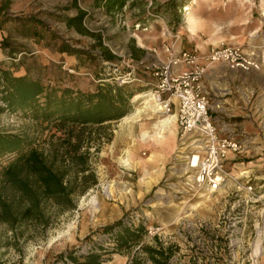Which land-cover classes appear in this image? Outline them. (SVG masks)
Listing matches in <instances>:
<instances>
[{
    "label": "rangeland",
    "instance_id": "rangeland-1",
    "mask_svg": "<svg viewBox=\"0 0 264 264\" xmlns=\"http://www.w3.org/2000/svg\"><path fill=\"white\" fill-rule=\"evenodd\" d=\"M191 8L201 12L213 27L212 33L220 37L205 50L219 43L238 44L261 58V69L252 71L264 68V0H126L117 13L107 12L102 0H0V69L13 75L27 74L41 84L82 91L95 90L106 75L116 81L131 68L137 77L122 82L134 95L128 98L125 116L91 125L59 118L37 119L29 109L25 113L7 110L0 85V132L24 138L22 150H41L47 164L62 174L73 203L64 207L39 196L37 204L29 205L30 193L23 194L2 174L16 152L1 155L0 264H53L63 252L103 226L95 225L102 216L123 208L129 194V185L123 182L130 176L127 146L139 130H146L140 125L167 115L146 92L153 89L146 83L151 78L143 65L160 60L150 54L131 58L123 48L129 42L136 44L139 33L152 41L158 38L154 33H159L161 46L179 35L176 44L183 48L181 31L189 18L191 28ZM227 8H239L238 20L229 18ZM78 11L84 12L81 31L76 22L65 21ZM235 28H239V40L228 34ZM249 32L252 37L247 36ZM66 46L77 51L64 50ZM102 47L119 60H103ZM263 76L252 80H262ZM104 150L106 154L101 153ZM173 161L160 180L139 201L122 210L121 216L129 208L140 207L151 223L165 227L167 239L177 245L169 264H264V172L248 178L255 186V195L243 189L235 191L233 186L208 192L177 178ZM20 176L29 185L36 184L29 170H21ZM101 182L110 183L109 199L99 190ZM29 206L27 215L20 214ZM130 254L129 249L114 253L107 264H130Z\"/></svg>",
    "mask_w": 264,
    "mask_h": 264
},
{
    "label": "built area",
    "instance_id": "built-area-1",
    "mask_svg": "<svg viewBox=\"0 0 264 264\" xmlns=\"http://www.w3.org/2000/svg\"><path fill=\"white\" fill-rule=\"evenodd\" d=\"M177 39L179 35H173L163 42L165 59L143 66L149 70L151 78V81L146 83H149L153 89L146 92L151 94L157 109L167 114L170 113L172 105L177 103L176 125L179 139L182 140L190 133H196L203 138L200 149H192L184 155L185 169L182 174L188 178L186 182L196 190L215 192L233 186L235 191L243 189L255 195V186H252L249 180L236 177L226 167L229 159L243 151L244 145L238 139H234L227 130L218 134V129L208 112L211 105L202 76L210 64L218 62L226 64L230 69L244 72L258 70L261 66V58L238 44L219 43L205 51H199L196 47H177ZM132 71L133 68L117 76V83L137 80V77L132 75ZM193 157H196L194 161ZM109 184L99 183L100 192L108 199L112 197ZM120 218L121 226H127L134 232H138L139 226L144 228L139 242L129 248L130 264H134L132 259L138 260L140 264H154L147 252L142 249L143 244L161 243L163 247L171 246L173 252L168 258L169 261L175 256L177 245L167 239L165 227L159 223H151L148 215L141 211L140 207L127 209ZM119 227L115 226L110 230L101 229L90 234L88 238H82L78 245L71 249L73 254L81 258L97 252L100 253L102 262L107 264L111 256L118 253L115 237L120 231ZM53 264L77 263L63 253Z\"/></svg>",
    "mask_w": 264,
    "mask_h": 264
},
{
    "label": "crops",
    "instance_id": "crops-1",
    "mask_svg": "<svg viewBox=\"0 0 264 264\" xmlns=\"http://www.w3.org/2000/svg\"><path fill=\"white\" fill-rule=\"evenodd\" d=\"M239 11V8H227L226 10L230 14V19L233 17L237 20ZM190 14L191 28H188L187 23L185 29L182 27L181 32L184 36L181 47H196L201 51L205 50L210 43H215L220 39L212 33L213 27L204 21L205 17L201 12L191 8ZM238 31L239 28H235L228 34L230 37L236 36L233 40H239L240 32ZM250 33L247 36L252 37ZM154 34L158 38L153 41L145 38L146 34H137L139 39L136 44L129 42L123 51L126 54L134 52L135 59L150 54L151 56L156 55L155 59L163 60L166 52L163 50V42L161 46V36L159 33ZM148 49L155 52L151 53ZM263 73L264 68L260 72L247 73L239 69H230L218 62L210 64L202 76L204 88L211 103L208 112L218 129V134L227 130L234 139H238L244 145L243 151L229 159L226 167L236 177L247 178V180L250 176H256L258 172H264V76L262 80H252L256 75ZM140 94L143 95V93ZM176 113L177 103H174L170 113H167L164 118H156L147 121L145 125H140L139 128L144 126L146 130H139L134 140L127 146L126 169L130 176L123 180L129 185L126 189H129V194L125 196V204L119 211L114 208L113 215L110 213L102 216L95 225H108L120 218L122 210L139 201L160 180L167 164L173 160L177 164L173 174L182 180L188 179L182 174L185 169L184 155L192 149H200L203 138L197 136L196 133H190L180 140ZM101 153L106 154L107 152L104 150Z\"/></svg>",
    "mask_w": 264,
    "mask_h": 264
},
{
    "label": "trees",
    "instance_id": "trees-1",
    "mask_svg": "<svg viewBox=\"0 0 264 264\" xmlns=\"http://www.w3.org/2000/svg\"><path fill=\"white\" fill-rule=\"evenodd\" d=\"M125 1L102 0L106 11L111 13L119 12ZM83 18L84 12L78 11L67 17L65 21H67V24L76 22L77 30L81 31L80 24ZM63 49L71 52L77 51V49L67 46ZM100 52L103 60L111 62L119 60V57L106 47H102ZM127 55L135 58L134 52ZM107 72H110V70H107ZM108 78V75L101 78L95 90L82 91L78 88L41 84L27 74L13 75L10 70L0 69L1 99L6 104L7 110H20L25 113L26 109H29L32 116L37 119L59 118L73 124H101L123 117L129 109L128 98L133 95V91L127 88L126 84L121 85L114 79ZM23 145L24 138L21 136L0 132V156L12 151L16 152V155L2 171L4 180L9 181L14 187L20 188L23 194L30 193L29 199L31 202L29 205L37 204L39 196H41L52 198L64 207L73 206L72 200L68 196L70 189L67 183L63 181L62 174L57 173L47 164L41 150L37 148L22 150ZM23 169L32 173L36 184L29 185V183H26L20 176V171ZM81 169L84 170L85 168ZM29 210L30 206L21 210L20 214L27 215ZM120 223L121 218L108 225L98 226L84 238L90 237V234L98 230H110L112 227L120 226V231L115 237L117 251H127L139 242L144 228L139 226L138 232H134L127 226H121ZM142 249L147 252L149 259L154 264H169L168 258L173 252L171 246L163 247L161 243L156 245L143 244ZM63 253L77 264H105L101 260L100 253L97 252L89 253L81 258L76 257L73 250ZM132 260L134 264H140L138 260Z\"/></svg>",
    "mask_w": 264,
    "mask_h": 264
},
{
    "label": "bare ground",
    "instance_id": "bare-ground-1",
    "mask_svg": "<svg viewBox=\"0 0 264 264\" xmlns=\"http://www.w3.org/2000/svg\"><path fill=\"white\" fill-rule=\"evenodd\" d=\"M188 16H190V15H188ZM191 17V16H190ZM187 26L188 27H190V18L187 20ZM138 96H140V95H138ZM135 97H137V96H135ZM196 159V157H193V161ZM94 200V198L92 199V201Z\"/></svg>",
    "mask_w": 264,
    "mask_h": 264
}]
</instances>
